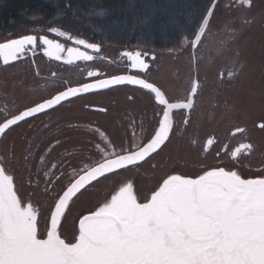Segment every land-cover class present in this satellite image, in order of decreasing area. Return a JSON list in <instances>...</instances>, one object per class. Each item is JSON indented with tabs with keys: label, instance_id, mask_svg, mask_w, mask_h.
Listing matches in <instances>:
<instances>
[{
	"label": "snow or ice",
	"instance_id": "snow-or-ice-1",
	"mask_svg": "<svg viewBox=\"0 0 264 264\" xmlns=\"http://www.w3.org/2000/svg\"><path fill=\"white\" fill-rule=\"evenodd\" d=\"M247 3L250 6L251 0ZM211 14L210 11L204 18L201 33ZM50 31L65 36L56 28ZM39 43L44 46L46 56L61 60L65 51L63 44L46 36H40ZM75 43L100 51L97 44H86L83 39ZM27 46L34 50L37 36L25 35L0 43V59L7 65L21 58ZM124 55L133 69L148 67L140 58L141 53ZM93 59V55L78 48H67L68 64L74 60ZM98 75L94 71L87 73L90 78ZM123 82L154 94L162 113L158 127L147 144L106 152L102 161L85 166L83 175L70 183L56 200L54 209H50V217L45 218L46 238H38V210L32 203L22 206L14 177L0 160V264H264V178L243 179L236 171L219 165L204 169L195 178L167 175L162 183L158 182L150 197H144V202L140 201L130 181L123 183L114 190L110 200L79 219V235L75 242L66 243L61 238L58 231L61 218L73 197L86 184L101 177L108 179V174L119 175L118 170L135 167L156 153L169 139L173 110L192 109V100L170 103L154 84L120 75L68 87L0 124V134H4L11 126L72 96ZM196 91L194 82L191 94ZM243 131L237 128L233 135ZM213 143L209 139L207 146ZM242 150L247 152L250 145H241L232 151L231 158L236 159Z\"/></svg>",
	"mask_w": 264,
	"mask_h": 264
},
{
	"label": "flooded vegetation",
	"instance_id": "flooded-vegetation-1",
	"mask_svg": "<svg viewBox=\"0 0 264 264\" xmlns=\"http://www.w3.org/2000/svg\"><path fill=\"white\" fill-rule=\"evenodd\" d=\"M52 28L63 31L65 36L61 37L51 32L50 29ZM206 32L207 29L201 41H203ZM25 35L37 36L36 48L32 50L31 46L27 47L29 53H27L28 55H26L25 59L12 65L0 66V71L12 68L18 64L26 65L32 70L38 80L36 85H38V90L41 91V97L43 96V98L21 109L12 106L13 101L8 108L0 107V124L6 119L19 114L24 109L53 98L68 87H79L86 83H94L97 80L109 79L114 76L125 75L144 79L160 88L170 103L186 102L189 99L191 87L195 81L197 91L192 97L193 108L173 111L171 117L172 130L169 139L156 154L143 164L151 163L168 146L175 145L181 150L185 142L189 144L192 150H190L189 159H195L196 161L191 163L189 167H185V163L178 161L176 166H172L169 172H164V175L158 178L160 180L154 182L150 189L145 190V192H152L158 186V182L162 178H166L167 175L182 174L188 177H196L204 169L217 165L225 167L226 170L236 171L243 179L257 178L264 174V153H261L259 136V132L264 129V127H261L264 122L257 121L253 123V126L250 124L247 126L243 120L241 122L230 120L222 125L224 120L221 123H217L215 120L213 122H216L218 126L216 124V126L214 124L210 126L207 125V122L200 121L201 119L199 118L200 116L203 118L205 115L210 116L213 113L219 115L220 110L228 108L227 103L225 104L222 97L219 98L218 96L219 94L224 95L223 91L228 93L230 89H235L234 86L239 83L241 84V92L246 90L245 92L249 93L253 90L252 94L257 96L254 101L258 103L260 98L258 95L261 94L260 74L258 77L250 78L248 81L249 85H246L247 80L242 79V81L238 77L244 73L243 65L238 64L236 62L238 61L237 59L230 60L227 51L221 50L214 54L213 50L210 49V45H202L201 41L194 51H192L190 46V76L185 81H182L179 71L175 69L172 72V78L175 81L177 80V84L171 85L167 82L169 78L167 79L168 75L165 72L167 69L165 63H156V60L158 55L166 56L172 51L154 53L133 48L107 47L108 49H105V46L93 41L83 32L57 27L39 28L37 32L12 38ZM40 36H46L64 45L65 51L61 54L60 61L49 58L44 54V46L39 43ZM77 39L85 40L86 44H97L100 51L96 52L88 49L85 45H77L75 43ZM69 47H75L80 51L93 55V61L74 60L72 64L66 63L67 48ZM108 51L112 52L111 55ZM128 52L133 54L141 53L140 58L145 61L148 67L146 69H133L131 61L124 55V53ZM262 57L263 63H261L262 67L260 69L264 81V49ZM216 58H218V61L222 60V63H217V60H214ZM88 71L98 72L99 75L90 78L87 76ZM237 81L241 82L238 83ZM251 87L253 88L252 90ZM235 95L233 108L229 111L230 115L241 112L248 117L260 115L257 105H248L244 101V95L246 94ZM216 98L219 99L220 104L216 102ZM121 105H124V108L119 109ZM160 107L154 99V94H151L146 89L144 91L128 85L77 96L9 129L0 142V158L10 174L11 172L22 174L20 179L25 181L26 187L21 185L20 179V181L17 180V192L19 194L20 192H25L26 189V192H28L27 196L32 197L36 203L43 204L45 200L49 203V206L54 197H58L71 182L83 174L82 170L85 166L91 167L102 161V159L92 160L88 157L90 155L89 152H86V155V150L83 151V149L88 145L91 150L100 149L103 146L110 148L121 146L124 149H128L135 142L139 146L144 145L158 127V120L162 115ZM186 120L187 123H185ZM23 126H26V129L22 131L21 140L24 142V149H27L22 154L24 165L12 152L15 146H19V142H16L12 134L16 129L23 128ZM115 126L120 129L114 136L116 141L108 135L109 131L107 129L110 127V130L115 134V131H113ZM226 126L227 128H225ZM237 128L243 129V133L233 135ZM72 132L73 135L71 134ZM10 136L12 139L8 140ZM209 139L214 141L211 146H207ZM70 141L75 144H69ZM117 141H119V144H116ZM241 145H250V150L247 152L242 150L236 159H232L230 153L241 147ZM225 146H227L226 151ZM66 148H69V151ZM82 153L84 160H75L80 158ZM218 153L219 155H217ZM85 159L88 161L85 162ZM252 162L254 163L253 166H251ZM255 162L257 165H255ZM134 169L136 168H130L127 172H134ZM127 172L122 171L119 174ZM113 176L115 175L111 174L109 178L111 179ZM104 180L106 179L102 178L91 184L83 190V193L93 191L96 185ZM116 184L110 191L106 190L105 192H112L117 186ZM134 188L135 192H143L137 187L135 181ZM37 192L42 195L38 196ZM140 201L143 202L144 200ZM63 237L65 238V236ZM66 241L69 242L71 240L66 239Z\"/></svg>",
	"mask_w": 264,
	"mask_h": 264
},
{
	"label": "rangeland",
	"instance_id": "rangeland-1",
	"mask_svg": "<svg viewBox=\"0 0 264 264\" xmlns=\"http://www.w3.org/2000/svg\"><path fill=\"white\" fill-rule=\"evenodd\" d=\"M218 3V6H216L212 14L207 32L203 41H201V44L210 45V49L213 50L214 54L223 50L228 52L230 60L237 59L238 61L236 62L238 64H241V66L243 65L242 67L244 70L243 74L237 76L240 77L239 80H247L246 85H249L248 81L250 78L254 76L258 77L260 74L261 94H257L260 97L257 103L256 101H254V98H257V96L252 94L253 88L251 87L252 91L249 93L245 92L246 90L241 92V84L239 83L241 81H237L239 84L234 86L235 89H230L228 93L226 91H223L225 94H219L218 96L219 98L222 97V100L225 102V104L227 103L228 108L220 110L219 115L213 113L212 115L210 114V116L205 115L203 118L201 116L199 118L201 119L200 121L207 122V125L210 126H212L211 124L217 125V123H221L223 120L224 121L222 122V125L230 120L233 122H241L243 120L245 121L247 126L249 124L253 126V123L257 121L264 122V81L263 74L261 73L260 69L262 67L261 63H263L262 53L264 49V0H251L250 6L247 3V0H219ZM38 30L39 29L36 28L23 29L18 33L16 32L9 36L0 37V43L10 40L9 38L24 35L27 33L37 32ZM190 46L191 45L188 44L187 46H185L186 48L183 47V49L181 48L179 51L169 52L166 56H157L156 63H165V67H167V69L165 70L168 75L167 79L169 78L167 82L171 85L177 84V80L175 81L172 78V72H174L175 69L179 71L182 81H185V79L190 76ZM105 49L108 48L105 46ZM108 52L111 55L112 52ZM214 60H217V63L222 61H218V58ZM37 83L38 80L35 78L32 70L24 64H18L16 66H13L12 68L0 71V107L8 108L9 106H11V103L13 101L12 106L21 109L42 99L43 96L41 97V91L38 90V85H36ZM240 93L246 94L244 95V101H246L248 105H257L258 110H260L259 116L248 117L247 115H243L242 112L236 113L235 115H230L229 111H231L233 108V102L236 98L235 94L239 96ZM216 102L220 104L218 98H216ZM121 108H124V105H121L119 109ZM225 112L226 114L224 115ZM215 120L217 121V123L213 122ZM113 128L115 134L112 132V130H110V127L107 129L109 131L108 135H110L113 140H115L114 136H116V133L120 131V129L116 126ZM225 128H227V126ZM25 129L26 126H23V128L16 129L12 134V137L16 139V142H19V146H15L12 149L13 155L19 158L20 162L23 165L24 160H22V154H24L27 149H24L23 147L24 142L21 140V135L22 131ZM71 134L73 135V132ZM259 136L261 140V153H264V129L259 132ZM10 139H12L11 136L10 138H8V140ZM69 144L74 145L75 143L70 141ZM116 144H119V141H117ZM134 145H137L136 142ZM178 148L179 147H176L175 145L168 146L164 151H162L160 155L155 157V159H153L151 163L136 167V169H134V172L126 171L127 173L125 174L120 173L119 175H115L111 179L109 178L101 183H98L93 191L81 194L72 202L69 208L70 210H68L66 214L67 216H65L62 223L61 234L65 236V239L72 240L75 235L76 224L81 216L93 211L104 200H106L108 197L102 200L105 194L108 193L105 191H110L116 183V185H118L124 180L133 179L137 187L140 190H143V192H137L139 199L144 200V197L148 196L147 194L150 193L145 192V190H149L150 186L153 185L154 182L159 181L160 179L158 178L163 176L164 172L167 173L172 169V166H176L178 164V161L185 163V167L191 166V163L196 161L195 159H189L191 147L187 142L183 143L181 150H179ZM68 149L69 148H66V150ZM122 149L124 148L121 146H117L114 148L103 146L100 149L91 150V147H89L88 145L85 149H83V151L86 150L85 153L89 152L90 155L88 157H90L92 160H100L103 159L106 152H111L112 150L119 152ZM80 155L81 157L76 158L75 160H84L83 153ZM86 161L88 160L85 159V162ZM253 165L254 163L252 162L251 166ZM255 165H257V163ZM182 168L184 169V167ZM11 174L15 175L16 181L21 180V185L26 187L25 181L20 179L22 177L21 173L14 174L11 172ZM27 193L28 192H26L25 189V192H20V195L25 197L27 196ZM37 193L38 196L42 195L40 194V192ZM58 197H54V200L50 202L49 206V203L45 200L44 202L42 201L43 204H39V208L41 209L42 213L46 215V217H48L50 209H52ZM30 198L33 199L32 197Z\"/></svg>",
	"mask_w": 264,
	"mask_h": 264
},
{
	"label": "trees",
	"instance_id": "trees-1",
	"mask_svg": "<svg viewBox=\"0 0 264 264\" xmlns=\"http://www.w3.org/2000/svg\"><path fill=\"white\" fill-rule=\"evenodd\" d=\"M212 1L0 0V37L57 27L83 32L109 48L178 51L191 43ZM45 218L42 213L44 226Z\"/></svg>",
	"mask_w": 264,
	"mask_h": 264
},
{
	"label": "water",
	"instance_id": "water-1",
	"mask_svg": "<svg viewBox=\"0 0 264 264\" xmlns=\"http://www.w3.org/2000/svg\"><path fill=\"white\" fill-rule=\"evenodd\" d=\"M218 2H219V0H213V1H212V3H211V5H210V7H209V9H208V11H207L205 17L208 16V14H209L210 11H211V13L213 14V12H214V10H215V8H216ZM212 14H211V16H209V22H210V20H211ZM205 17H204V18H205ZM203 21H204V19H203ZM203 21H202L200 27L198 28L196 34L194 35L193 39L191 40L190 45H191L192 51H194V50L197 48L198 44L200 43V41H201V39H202V37H203V35H204V33H205V31H206L208 25H209V23H208V25L204 26V27H205V31H204L203 33H201V32H200V28H201V26H203ZM198 36H199V40H197V37H198ZM19 38H21V37L13 38V39H19ZM13 39H10V40H13ZM8 41H9V40H8ZM5 42H7V41H5ZM5 42H3V43H5ZM27 47H29V46H27ZM27 53H29V51L26 49L24 55H23L21 58L15 60V61H12V62H10V63L7 64V65H5V64L3 63V60L0 59V66H8V65L15 64V63H17V62H19V61L25 59V57H27L26 55H28ZM143 56H144V55H143ZM52 59H54V58H52ZM54 60H56V59H54ZM56 61H60V60H56ZM109 79H110V78H109ZM194 82H195V81H194ZM195 84H196V82H195ZM123 85H128V86L135 87V88H138V89H142V90L145 91V89L141 88V87L138 86V85H133V84H129V83H127V82H123V83H120V84H113V85H110V86L105 87V88H97V89L89 90L88 92H82V93H80V94H78V95H76V96H72V97H70V98H68V99H66V100H63L62 102H65V101H67V100H69V99H71V98L77 97V96H83V95L91 94V93L98 92V91H104V90H107V89L112 88V87L123 86ZM79 87H80V86H79ZM194 95H195V94H194ZM192 97H193V94H191V92H190L189 98H190L191 100H192ZM43 102H44V101H43ZM43 102H41V103H43ZM62 102H61V103H62ZM39 104H40V103H39ZM37 105H38V104H37ZM58 105H59V104L55 105L53 108L57 107ZM35 106H36V105H34V106H32V107H35ZM32 107H29V108H32ZM53 108H49V109H47L46 111L39 112V113L35 114V115L32 116V117H28V118H26L25 120L20 121L18 124H20V123H22V122H24V121H26V120H28V119H31V118H33V117H35V116H38V115H40V114H42V113H44V112H47V111H49V110H51V109H53ZM27 109H28V108H27ZM24 110H26V109H24ZM24 110H22L21 112H23ZM173 111H175V110H173ZM21 112H20V113H21ZM20 113H19V114H20ZM17 115H18V114H17ZM13 117H14V116H13ZM11 118H12V117H11ZM11 118H8V119H11ZM8 119H6V120H8ZM6 120L3 121L1 124L5 123ZM171 122H172V118H171ZM18 124H17V125H18ZM17 125H13V126H11L9 129H11V128L17 126ZM9 129H7L6 132H7ZM6 132H5V133H6ZM5 133H4V134H5ZM170 133H171V132H170ZM4 134H0V142H1V139H2V137H3ZM153 135H154V133H153ZM153 135H152V136H153ZM169 135H170V134H169ZM152 136H151V138H152ZM151 138H150V139H151ZM150 139H149V140H150ZM149 140H148L145 144H147V143L149 142ZM166 142H167V141H165V143H166ZM165 143L161 146V148L165 145ZM145 144H144V145H145ZM142 146H143V145H142ZM161 148H160V149H161ZM160 149H158L157 152H158ZM157 152H156V153H157ZM156 153L151 154V156H153V155L156 154ZM151 156H150V157H151ZM150 157L146 158V160H144V161H140L139 164H138L137 166H135V167H133V166H129V169H130V168H136V167L142 165V164H143L145 161H147ZM0 160H1V158H0ZM122 171H127V170H125V169H120V170H118V172H122ZM201 174H202V173H201ZM12 175H13V174H12ZM81 175H83V174H81ZM109 175H111V174H108V176H109ZM13 177H14V175H13ZM78 178H79V177H77L76 179H78ZM102 178H103V177L99 178L98 180H100V179H102ZM191 178H195V177H191ZM241 178H242V177H241ZM258 178H264V174L261 175L260 177H257V178H251V179H258ZM129 181L133 184V189H134V191H135V188H134V180H133V179H127V180H124V181L120 182V183L114 188V190L118 189V188L121 186V184L126 183V182H129ZM73 182H74V181H73ZM95 182H96V181H92L91 184H93V183H95ZM14 183H15V185H16V187H17V183H16V180H15V177H14ZM160 183H162V180L160 181ZM91 184H86L85 187L82 188V189L80 190V192L77 193V195H76L75 197H73L72 201L69 202V207L65 210V216H66V214H67V212H68V210H69V208H70L72 202H73L77 197H79V196L81 195V193H83V190H84V189L88 188ZM69 186H70V185H69ZM157 187H158V186H157ZM66 189H67V188H66ZM66 189H65V190H66ZM114 190L110 193V195L108 196V198H107L106 200H104V201H103L98 207H100L103 203H105V202H107L108 200H110V198H111V194L114 193ZM62 194H63V192H61L60 195H62ZM17 195H18V197L21 198V200H22V206L26 205L27 203H32L33 206L38 210V220L40 221V222H39V225H38V238H40V239H44V238H46V235H47V233H46V231H45L46 225L44 226V224H43V222H42V220H41V214H42V211H41V209L39 208V204H37L35 201H33V199H31L29 196H25V197H23V196H21V195L19 194V192H17ZM60 195H59V196H60ZM150 195H151V192L148 194V197H150ZM58 198H59V197H58ZM58 198H57L56 200H58ZM138 198H139V197H138ZM55 202H56V201H55ZM143 202H144V201H143ZM54 204H55V203H54ZM98 207H97V208H98ZM97 208H95L93 211H95ZM52 209H54V205H53ZM91 212H92V211H91ZM89 213H90V212H89ZM89 213H86V214H89ZM86 214H84V215H86ZM65 216L61 218V224H60L59 229H58V231H59V233H60L62 239H65V238L62 236V234H61V226H62V223H63V221H64ZM48 217H50V213H49ZM81 217H82V216H81ZM78 235H79V220H78V222H77V224H76L75 235H74L73 239L71 240V242H75V237H78ZM65 242L67 243L66 239H65Z\"/></svg>",
	"mask_w": 264,
	"mask_h": 264
}]
</instances>
